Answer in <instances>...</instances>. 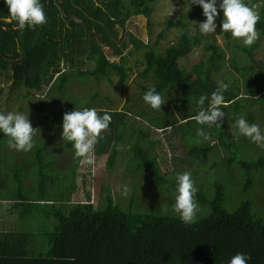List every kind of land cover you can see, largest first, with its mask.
Listing matches in <instances>:
<instances>
[{
	"label": "trees",
	"instance_id": "obj_1",
	"mask_svg": "<svg viewBox=\"0 0 264 264\" xmlns=\"http://www.w3.org/2000/svg\"><path fill=\"white\" fill-rule=\"evenodd\" d=\"M157 1L39 0L46 22L20 30L4 0H0V77H6L13 88L43 91L50 85L59 91L72 76L99 79L111 71L124 82L129 72L125 51L132 46L137 51L145 50L144 75L151 78L150 85H139L140 95L155 88L163 98L159 110L147 104H138L137 108L133 101L121 110L97 111L98 115L108 113L111 121L98 138L93 154L107 155L109 173L124 155V168L142 177L139 183H133L130 194L118 197L111 185H101L104 196L95 206L91 191L86 192L85 201L72 202L76 184L71 182L63 189V183H59L64 202H54L49 182L57 174L44 171L53 161L39 143L34 147V158L21 159V167L9 180L0 175V199L12 197L29 202L19 205V215H26L32 204L42 208L45 221L56 217L44 230H0V264H228L238 252L250 257L247 264H264V199L260 207L255 196L264 193V149L243 136L235 139L230 132L237 117H244L249 124L256 115L264 117V62L254 59L256 46H244L220 28L225 46L245 53V59L234 54L229 59L238 77L232 70L225 73L222 67L226 50L216 34L199 33L198 23L206 18L198 5L166 19L158 38L172 30L175 40L157 51L156 44L151 46L138 38L127 26L131 17L143 15L150 28ZM244 3L257 14L255 30L264 39V0L259 7L255 0ZM219 15L222 12L218 9L217 18ZM195 49L203 54L188 66ZM90 63L93 67L84 70ZM66 70L70 73H64ZM232 77L235 79L228 85ZM219 83L228 86L223 91L226 106L221 108V127L198 125L194 117L201 106L196 101L201 95L210 96ZM73 102L77 108L86 106L75 98ZM207 103L206 99L203 107ZM247 105L252 111L245 112ZM34 106L40 107L37 102ZM45 117L53 137H60L62 129H56L60 125L56 116ZM137 117L139 126L135 123ZM147 125L153 128L148 130ZM170 129L174 130L169 139L178 134L184 144L192 146L185 152L188 157L183 156L176 167L164 170L160 150L155 147L161 139L155 135ZM197 129L203 135L198 136ZM64 142L72 149L71 142ZM195 168H201L208 178L198 181ZM178 172H188L196 188L198 210L194 223L187 225L173 211ZM30 178L34 185L29 186L32 194L27 197L22 192V179ZM209 179L212 186L208 191L205 183ZM148 187L157 190V199L144 195Z\"/></svg>",
	"mask_w": 264,
	"mask_h": 264
},
{
	"label": "rangeland",
	"instance_id": "obj_2",
	"mask_svg": "<svg viewBox=\"0 0 264 264\" xmlns=\"http://www.w3.org/2000/svg\"><path fill=\"white\" fill-rule=\"evenodd\" d=\"M248 3H252L253 0H243ZM263 0H255L256 5L259 7ZM190 8L189 0H158L154 4L153 14L151 17L150 28L148 25L147 17L140 15L131 17L127 22L128 29L131 30L138 38L149 41L151 46L157 51H163L166 46L170 45L174 40L176 33L169 31L164 38H158L160 31L165 25V21L171 17H177L185 14ZM171 11V15L166 13ZM222 15L216 18L217 28L214 34L217 36V40L226 50L225 62L222 70L226 73L227 70H232L233 75H236L229 61L230 57L234 54L238 58L245 59V53L237 49L235 52L225 46L226 39L220 34V22ZM257 38L252 45L256 46L254 49V59L256 62H264V39L260 33L256 31ZM240 42V40H238ZM251 45V46H252ZM107 54L109 51L106 49ZM125 54L129 58V62L126 63L128 69V78L122 82L118 75L114 71H111L107 76H101L99 79L90 77H71L72 79L58 91L56 87H50L47 85L43 91H26L24 88H13L6 77H0V113L7 112H19L29 118L32 127L34 128V134L32 137L33 147L31 150L16 151L9 148L7 144L8 137L0 133V175L3 178L9 180L15 170L19 169V162L21 159L32 160L34 158V147L37 143L42 144L45 148V155L48 159L53 161L50 169H44L50 174H57L56 177L51 178L49 184L53 187V201H63V195L59 183H63V189L71 182L75 183L78 187L77 192L72 198V202H83L86 200V192L91 191L92 201L95 206H98L102 202V193L100 192L101 185H111L113 193L118 197L123 194H130L133 189V183L141 181L142 177L136 173L133 169H126L122 164L126 163L124 155L119 156L117 166L110 171L106 168L107 155L102 157H96L93 154V150L90 153L93 163H83V158L74 156V149H69L66 146L65 140L60 137H53V130L49 128L48 119L46 115L56 116L60 125L56 129L61 128L63 114L72 110H83L85 108L95 109L96 111L101 109L121 110L123 106L130 105L133 101H136V107L138 104L145 105L142 96L140 95V84H151V78L144 75V70L147 67L145 59V50H135L130 46ZM202 51L195 49L189 56L188 66L197 62ZM118 60V58H117ZM243 62V61H240ZM93 67V63L86 64L83 69L87 70ZM69 74L70 70L64 71ZM191 73V71H189ZM238 77V75H236ZM70 79V78H69ZM232 77L227 81L228 85L232 83ZM243 83L242 80L239 81ZM96 94H99L96 97ZM94 95V96H93ZM83 102L86 106L83 108H77L74 105L73 99ZM39 104V108L34 106V103ZM252 111L250 106H246L245 112ZM238 118V117H237ZM263 118V119H262ZM135 121L136 125H141L138 117ZM130 120L134 119L131 117ZM146 122V121H144ZM143 122V126L146 125ZM148 123V122H146ZM253 123L257 124L262 133H264V117L262 114L256 115V120ZM252 124V123H250ZM146 129H152L148 126ZM174 129L167 130V132L158 131V136L161 139V143L156 147L160 153L161 166L164 170L168 166L176 167L180 163V158L188 157L185 154L191 143L184 144L181 137L178 134L172 136L171 133ZM144 145H148L142 141ZM27 162V161H25ZM29 166V164H26ZM120 165H122L120 167ZM194 169V168H191ZM195 171L199 173L197 175L198 181H205L208 176L201 168H195ZM196 179V178H195ZM84 180V183H82ZM34 185L33 178L22 179V192H25L27 197L31 196L32 191L29 186ZM211 179L205 183V189H211ZM126 189V192H125ZM144 195H151L153 199H157V190L154 187L145 188ZM63 191V190H62ZM141 196V191L139 190ZM34 196H38L37 193ZM257 202L261 207L262 198L264 193L258 192L255 194ZM39 197V196H38ZM41 197V196H40ZM65 197V195H64ZM32 201V200H31ZM20 204L28 205L29 202L25 200H18L12 197H6L0 199V230H15L31 232L34 230L47 229V225L51 224L56 217H50L48 220L43 219L42 208L33 206L28 207L26 215H19L18 209ZM45 223L44 227L43 224ZM44 243V242H43Z\"/></svg>",
	"mask_w": 264,
	"mask_h": 264
},
{
	"label": "clouds",
	"instance_id": "obj_3",
	"mask_svg": "<svg viewBox=\"0 0 264 264\" xmlns=\"http://www.w3.org/2000/svg\"><path fill=\"white\" fill-rule=\"evenodd\" d=\"M244 2L243 0H189L190 6L198 5L201 7L202 15L206 18L203 22L198 23V30L201 35L215 32L219 9L222 12L221 31L230 33L231 37L239 39L242 45L250 47L257 38L255 25L258 16ZM4 3L8 7L10 17L16 21V27L20 30L26 26L32 29L34 26L46 22L43 6L39 0H4ZM171 13L168 11L166 14L170 16ZM227 87L226 84L219 83L217 89L210 96L201 95L199 97L196 103L201 107L194 117L198 125L221 127L224 117L221 108L226 106L223 91ZM142 99L154 110H159L163 103V98L156 92L155 88H149L143 94ZM206 99L208 103L205 108L203 106ZM110 121L111 116L108 113L98 115L95 109L85 108L80 111H68L63 114L61 137L71 142L75 157L83 158V163L92 164L93 160L90 153L98 142V138H102L101 133L107 129ZM230 132L233 138L238 139L243 136L264 149V133L257 124H249L244 117L241 116L234 120L233 124L230 125ZM0 133L8 137L9 148L16 151L27 152L33 147L34 128L29 118L22 113H0ZM197 135H203L201 129H197ZM204 138L207 139V136ZM195 193L196 188L190 174L178 172L175 176L173 211L178 215L179 220L186 225L194 223L195 214L198 210L194 200ZM56 203L60 204L61 200L56 201ZM249 258L247 254L238 252L228 260V264H247Z\"/></svg>",
	"mask_w": 264,
	"mask_h": 264
}]
</instances>
